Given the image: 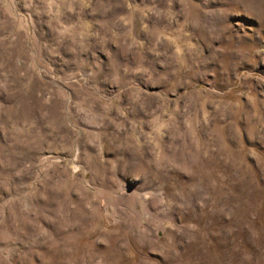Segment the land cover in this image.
I'll use <instances>...</instances> for the list:
<instances>
[{
	"label": "rangeland",
	"instance_id": "rangeland-1",
	"mask_svg": "<svg viewBox=\"0 0 264 264\" xmlns=\"http://www.w3.org/2000/svg\"><path fill=\"white\" fill-rule=\"evenodd\" d=\"M0 264H264V0H0Z\"/></svg>",
	"mask_w": 264,
	"mask_h": 264
}]
</instances>
